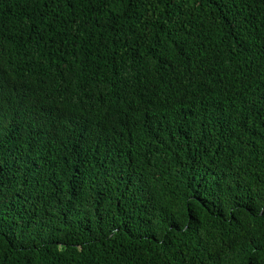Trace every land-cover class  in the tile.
<instances>
[{
    "label": "trees",
    "instance_id": "trees-1",
    "mask_svg": "<svg viewBox=\"0 0 264 264\" xmlns=\"http://www.w3.org/2000/svg\"><path fill=\"white\" fill-rule=\"evenodd\" d=\"M0 264H264V0H0Z\"/></svg>",
    "mask_w": 264,
    "mask_h": 264
}]
</instances>
